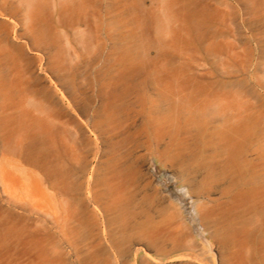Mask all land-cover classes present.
I'll list each match as a JSON object with an SVG mask.
<instances>
[{"label":"rangeland","instance_id":"1","mask_svg":"<svg viewBox=\"0 0 264 264\" xmlns=\"http://www.w3.org/2000/svg\"><path fill=\"white\" fill-rule=\"evenodd\" d=\"M39 4L0 11V264H264V0Z\"/></svg>","mask_w":264,"mask_h":264},{"label":"bare ground","instance_id":"2","mask_svg":"<svg viewBox=\"0 0 264 264\" xmlns=\"http://www.w3.org/2000/svg\"><path fill=\"white\" fill-rule=\"evenodd\" d=\"M8 0H0V11H2L4 14H11L12 11H16V10H22L20 4L22 3H26L27 4V8L26 11L23 13L24 19H23V23L25 25L30 24L34 19H35V15L37 14V11L39 10V3L42 0H18V3L15 2V0H9L10 2L7 3ZM4 4H7L10 6H5ZM173 83V82H172ZM173 86V84H171ZM224 101H229V100H224ZM221 99H218V102L223 103L224 102ZM229 102H231V105L233 106L234 104L237 105L236 108V113H232L231 116L229 117V120L231 121L232 118H236V117H241L243 116V112L242 107L243 104L240 102V100H238L237 98H234L233 100H230ZM234 105V106H235ZM224 123L228 124L229 122L226 120ZM237 126H243V123H241V121L238 123Z\"/></svg>","mask_w":264,"mask_h":264},{"label":"clouds","instance_id":"3","mask_svg":"<svg viewBox=\"0 0 264 264\" xmlns=\"http://www.w3.org/2000/svg\"><path fill=\"white\" fill-rule=\"evenodd\" d=\"M176 192L179 194V197L183 199H191L192 193L186 186H180L176 189Z\"/></svg>","mask_w":264,"mask_h":264},{"label":"crops","instance_id":"4","mask_svg":"<svg viewBox=\"0 0 264 264\" xmlns=\"http://www.w3.org/2000/svg\"><path fill=\"white\" fill-rule=\"evenodd\" d=\"M133 233V236H137V238H141L144 234V232L142 233V231L140 230L138 224L135 227L131 228V234Z\"/></svg>","mask_w":264,"mask_h":264}]
</instances>
